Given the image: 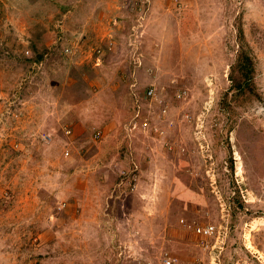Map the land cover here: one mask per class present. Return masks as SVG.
Returning <instances> with one entry per match:
<instances>
[{
  "label": "rangeland",
  "instance_id": "1",
  "mask_svg": "<svg viewBox=\"0 0 264 264\" xmlns=\"http://www.w3.org/2000/svg\"><path fill=\"white\" fill-rule=\"evenodd\" d=\"M261 101L264 0H0V264H197L220 196L264 252Z\"/></svg>",
  "mask_w": 264,
  "mask_h": 264
},
{
  "label": "built area",
  "instance_id": "2",
  "mask_svg": "<svg viewBox=\"0 0 264 264\" xmlns=\"http://www.w3.org/2000/svg\"><path fill=\"white\" fill-rule=\"evenodd\" d=\"M208 85L210 86V97L207 106H211L213 101V97L215 94L214 91V81L213 78L207 77ZM155 89L152 88L149 90V94H154ZM252 111L255 115L264 118V101H261L254 105ZM198 125L196 129V137L200 141V145L202 148H209L210 145L206 143V135L205 131V112H202L198 115ZM130 128H137L138 122H131ZM143 128L148 127V123H144ZM208 150V149H207ZM235 163H236V171H235V180L239 188L240 196L242 201L246 204L253 203L257 200L252 189L248 187L246 184V180L243 173V165L242 158L238 151H235ZM220 205H221V219L217 222H209V223H200L193 225L182 219L181 222L184 226L190 227L194 233L199 238L198 242L203 250V258L200 259L197 264H224V253L231 237L232 226H231V209L230 205H228L222 196L219 197ZM248 225V223H246ZM248 246V250L250 251L251 257L248 261L244 263L236 262L235 264H264V252L259 249H254V246L250 243ZM159 264H180L177 258L172 257V255H165L164 258L160 261Z\"/></svg>",
  "mask_w": 264,
  "mask_h": 264
},
{
  "label": "trees",
  "instance_id": "3",
  "mask_svg": "<svg viewBox=\"0 0 264 264\" xmlns=\"http://www.w3.org/2000/svg\"><path fill=\"white\" fill-rule=\"evenodd\" d=\"M247 61L243 62V63H240V70L244 73V81L245 83H247V81L251 78V73L254 71V66H253V63L251 61V59L249 58V56L246 55V58H245ZM233 77V80L235 82V85L241 87L242 86V82H243V79H239L237 77H234V75H232Z\"/></svg>",
  "mask_w": 264,
  "mask_h": 264
}]
</instances>
